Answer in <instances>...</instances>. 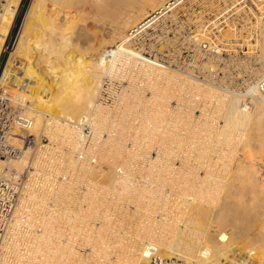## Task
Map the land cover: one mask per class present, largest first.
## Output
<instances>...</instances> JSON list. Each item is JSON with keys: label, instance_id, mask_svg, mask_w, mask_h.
Here are the masks:
<instances>
[{"label": "bare ground", "instance_id": "obj_1", "mask_svg": "<svg viewBox=\"0 0 264 264\" xmlns=\"http://www.w3.org/2000/svg\"><path fill=\"white\" fill-rule=\"evenodd\" d=\"M180 1H29L23 28L1 69L0 83L10 79L11 86H20L29 94L26 112L33 118L32 133L50 131V124L57 123L65 129L67 139L77 145L80 117L85 116L95 130L107 122L109 111L96 103L102 90L100 84L103 76L122 70L134 80L145 77L146 84H143L153 92L150 101L144 103L146 110L141 112L144 118L138 116L144 119L142 136L146 137L148 147L157 148L158 155L148 161L149 171L139 183L129 176L125 162L123 167L111 163L112 167L104 170L99 163L92 165L89 161L74 159L69 150L68 168L63 171L70 172L71 178L75 176V181L87 175H99V192L83 194L86 204L83 208L82 203L77 206L68 199L72 193L66 192L67 183L74 180H67L66 184L42 181L43 184L33 186L29 191L30 203L20 197L13 210L1 243L5 261L13 264H144L156 253L163 258H173L178 264H264V95L255 90V82L264 76V27L255 43L259 65L250 69L251 80L246 91L236 92L190 70L144 57L131 47L130 36L154 21V17L149 18L152 13L161 8L159 13L163 14ZM20 3L21 0H7L0 13V54ZM87 20L93 22L95 29L85 28ZM204 38L202 32L192 37L196 42ZM108 46L113 47L109 52ZM97 51L98 56L93 57ZM131 93L124 94L130 96ZM185 94L194 102L202 100L201 104L210 105L215 99L210 109L215 115L209 113L212 117L206 116V119L209 122L220 119L223 125L218 127L217 122H210L211 125L204 123L205 128L198 124L191 127L188 122L192 115L188 111L177 113L179 127L175 120L173 125L171 119L169 126L173 127L164 125L163 121L170 118L165 115L164 101L172 97L181 101ZM139 99L137 106L142 104ZM246 99L248 101L243 102ZM39 106L44 107L46 114L37 108ZM117 122L112 120L113 129ZM159 130L162 132L155 139ZM175 130L179 132L176 135ZM171 140L173 142L169 143ZM236 149L241 153L235 154ZM27 152V149L21 150L17 156L1 162L6 164L8 177L23 173ZM69 177L67 179H71ZM107 190H111L114 197L117 195V199L112 197L115 200L111 203H105ZM121 196L147 210L142 214L143 224L134 232H118L117 224L124 211L117 202ZM218 209H222L231 222L216 224ZM27 211L31 220L22 228V218ZM209 237L211 240L207 241ZM85 247L89 248L88 252ZM110 255L115 259L111 260Z\"/></svg>", "mask_w": 264, "mask_h": 264}, {"label": "built area", "instance_id": "obj_2", "mask_svg": "<svg viewBox=\"0 0 264 264\" xmlns=\"http://www.w3.org/2000/svg\"><path fill=\"white\" fill-rule=\"evenodd\" d=\"M7 0H0V13ZM160 10L149 18L154 21L130 36L131 47L140 55L154 59L170 67L190 70L193 74L208 79L236 92H245L250 79V69L259 65L256 40L264 27V0H181L174 7ZM148 20V19H147ZM22 18L19 8L2 46V53L15 46L20 34ZM202 32L204 39H192ZM0 54V55H1ZM120 72L104 78L97 101H106L105 95L114 87L117 100ZM9 87L0 83V264H13L2 257L1 243L9 227L16 204L32 184H40L42 179L55 177L49 170L44 175L38 165H32V158L38 153L57 164L66 162L65 149L53 147L45 138L40 144L31 132L33 118L27 114L28 94L20 86ZM113 86V87H112ZM255 90L264 95V76L255 82ZM248 100H243L247 102ZM77 127L80 137L71 150L72 156L81 161L98 163L93 148L92 127L85 116L80 117ZM24 148H30L32 158L25 171L16 177L6 175L7 160L17 156ZM54 155H56L54 157ZM53 162V161H52ZM50 167V166H49ZM24 225V224H23ZM144 264H178L173 258H163L153 253Z\"/></svg>", "mask_w": 264, "mask_h": 264}, {"label": "rangeland", "instance_id": "obj_3", "mask_svg": "<svg viewBox=\"0 0 264 264\" xmlns=\"http://www.w3.org/2000/svg\"><path fill=\"white\" fill-rule=\"evenodd\" d=\"M29 1H31V0H21V3H20V5H19V16H20V19L22 18V22H24V17H25V14L24 13H26V10H27V8H28V5H29ZM21 10V11H20ZM23 14V15H22ZM88 22V23H87ZM85 25V28L86 27H88L87 29H92V27L94 28V25H93V22H91L90 20H87L86 21V23L84 24ZM84 25H81V27L83 26L84 27ZM87 25V26H86ZM23 26V23L21 24V28H20V32H21V30H22V27ZM78 29V26L77 27H75L74 28V30L76 31ZM95 29V28H94ZM74 30H72L73 32H75ZM126 32H127V30H126ZM92 43V42H91ZM95 45H97L96 43H94ZM85 45V44H84ZM95 45H93V46H95ZM92 46V47H93ZM98 46V45H97ZM85 47H88L87 46V44L85 45ZM113 48V47H111V46H108L107 47V52H109L111 49ZM11 51V49H8L7 50V52L6 53H2L1 55H0V72H1V69H2V67H3V64H4V61H5V58L7 57V53H9ZM95 56H98V51L96 52V54L95 55H93V57H95ZM136 66H138L139 67V65H136ZM136 66H133L135 69H137V67ZM75 69H76V71H77V73H79L80 74V70H79V66H76L75 67ZM118 70H116L115 72H114V75L116 74V72H117ZM121 72V74H120V82H121V85L119 86V92L117 93V100L115 101V102H113L112 101V96H115V92H114V87L112 88V89H110V91H109V94H107V95H105V97L107 98L106 99V101H103V102H97V100H96V103H100L99 105H102L103 107H105L108 111H109V113H107V118H106V120L105 121H107V122H104V124L103 125H101V126H99L96 130H95V128H93L92 126V131H93V134H94V136H93V147L94 146H96V144H97V146L96 147H94V151H95V154L97 155V157H98V159H100V162H99V160H98V163L100 164V167L102 168V169H104V170H107L109 167H112V165L113 166H115V165H119V166H122V164L125 162V165H123V166H125V169H126V171H127V173H129V176L134 180V178H135V181H137V182H139V183H141V180L143 179V177L145 176V175H147V173H148V171H149V163L150 162H148V161H150V160H152V159H154V158H156V156L158 155V153H157V148L155 149V146L154 147H148V141H146L147 139H146V137H143L144 136V134H145V131L142 129V127L141 126H143L142 124H144V119L142 120L141 118H144V116H143V114L141 113V112H143V110H146V104H144V103H146L147 101H150V98L153 96V92L151 93V90L147 87V85L145 86V84H146V78L145 77H143V76H139V78L138 77H136L135 78V80L133 79V78H130V77H128V75H127V73H123V71L122 70H120ZM119 72V71H118ZM114 75H112V76H114ZM124 75V76H123ZM112 76H107V75H105V76H103V80H102V82H101V84H100V87L102 88V85H103V82H104V78H106V77H112ZM11 78H13L12 76H11ZM130 78V79H129ZM141 78L142 79H144V80H141ZM140 79V80H139ZM10 80V79H9ZM9 80H7V82H1L2 84H4V85H6V86H8L9 87ZM132 80H133V83H134V85L132 84ZM140 81H141V83H140ZM144 81V82H143ZM136 82V83H135ZM137 82H139V83H137ZM143 83H145V84H143ZM133 85V86H132ZM139 86V87H138ZM134 89H133V88ZM136 87V88H135ZM132 90V91H131ZM135 90H138V92L137 91H135ZM132 93H131V92ZM137 94V95H135V93ZM27 93V92H26ZM124 93H131V95L129 96V95H127V94H124ZM134 93V94H133ZM28 94V93H27ZM29 95V94H28ZM139 95V97H140V99H142V104L144 105V106H142V104H141V106H140V104L137 106V104H135V103H138L137 101V99L139 98H137V96ZM133 96H134V98H133ZM124 97H126V98H124ZM137 99H136V98ZM173 99H169L168 100V102L165 100L164 102H165V104H166V108H165V111H166V113H165V115H166V117H168L169 118V116H170V118L167 120V121H163V122H165L166 124H164V125H166V126H169L170 124H172L171 122H173V125H174V120L176 121L177 120V113L180 111V112H184V113H187V111H188V113L189 114H191L192 115V120H190L189 122H188V124L191 126V127H196V124H198V126L200 127V128H205V124L204 123H206V124H208L209 123V125H211L212 123H215V122H217V123H215L216 125H218V127H221V125H223V122L220 120V119H216V120H214L213 122L212 121H210L211 122V124H210V122H209V119H211V117H212V115H210L209 113H211V114H213L212 112V110H210V109H212V104L214 103V101H215V99H212L210 102H211V104L209 105L208 103H204L205 104V106H207V107H204V104H203V102H202V104L200 103L201 101L199 100V102L198 101H196V102H194V101H192L190 98H191V96L190 95H188V94H185V97H184V99L183 100H178L177 101V98L176 97H172ZM132 99V100H131ZM139 99V101H141ZM176 99V100H175ZM125 100V101H124ZM127 100V101H126ZM132 101V102H131ZM180 101V102H179ZM184 101H186V102H184ZM191 101V102H190ZM164 102H163V104H164ZM189 102V103H188ZM198 102V103H197ZM213 102V103H212ZM191 103H193V105L191 104ZM31 104V103H30ZM159 104V103H158ZM185 104H189V105H185ZM201 104V105H200ZM135 105V106H134ZM159 105H162V102H160V104ZM156 106H158V105H156ZM163 106V105H162ZM162 106H160V107H162ZM203 106V107H202ZM159 107V106H158ZM187 107H192V108H187ZM38 109H41V110H43L44 111V109H42V108H44L43 106H42V108L39 106V107H37ZM201 108V109H200ZM205 108V109H204ZM206 108H208V109H206ZM139 109V110H138ZM142 110V111H141ZM137 111L139 112V113H137ZM208 111H211V112H208ZM45 112V114H46V110L44 111ZM122 112V113H121ZM128 113V114H127ZM133 113V114H132ZM172 114V116H171V114ZM208 115H207V114ZM48 114V113H47ZM137 114V115H136ZM138 114H140V115H142V117L140 118V115L138 116ZM204 114V115H203ZM136 115V116H135ZM175 115V116H174ZM213 115H215V114H213ZM206 116L209 118V119H206ZM45 117V116H44ZM46 117H49V116H46ZM133 117V118H132ZM140 118V119H139ZM172 118H174V119H172ZM206 119V121L205 122H202V119ZM113 119H116L118 122H117V124H118V128H117V124L115 125L116 127L113 129L112 127V120ZM171 119V120H170ZM204 119H203V121H204ZM214 119V118H213ZM51 120V122H52V119H49V121ZM141 120H142V123H141ZM171 122H170V121ZM198 120V121H197ZM200 120V121H199ZM140 121V122H139ZM197 121V122H196ZM42 122V121H41ZM59 122V121H58ZM168 122H170V123H168ZM177 122V121H176ZM175 122V123H176ZM194 122H196V123H194ZM59 123H63V122H59ZM139 123V124H138ZM201 123V124H200ZM54 124V125H53ZM33 125V124H32ZM56 125V126H55ZM173 125H171L172 127H173ZM176 126L178 125V127H179V124H178V122L175 124ZM50 126H52V127H50V128H48V130H50V131H47V130H44L43 132H41V133H32L34 136H35V139H36V141H39L40 142V144H42V143H45V142H43L42 141V139L43 138H45V139H47V140H50L51 141V143H52V145H53V147H56L57 149H63V147L65 148V149H63V151H66L67 153L68 152H70L73 148H72V146H73V144H75L74 143V141H70L69 139H67V133L65 134V132H64V130H63V127L62 126H60L59 124H55V123H51L50 124ZM171 126H169V127H171ZM202 126V127H201ZM161 127V126H160ZM134 128V129H133ZM198 128V127H197ZM136 129H138V130H136ZM159 129H161V128H159ZM137 132H136V131ZM33 131V129L31 128V132ZM46 131H47V133H46ZM99 131V132H98ZM128 131V132H127ZM176 131V133H175V135L176 134H178L179 132H178V130H175ZM49 132H51V136H50V133ZM139 132V133H138ZM162 132V130L160 131H156V136L154 137L155 139H158V136H159V134ZM185 132V131H184ZM203 131H201V133H202ZM144 133V134H143ZM186 133V132H185ZM141 134V135H140ZM173 134H174V132H173ZM143 135V136H142ZM202 136V135H201ZM95 139H96V141H95ZM145 140V141H144ZM141 142V143H140ZM147 142V143H146ZM170 142H173V140H171V141H169V143ZM95 143V144H94ZM117 143V144H116ZM147 144V145H146ZM172 144H174V143H172ZM171 144V145H172ZM170 145V144H169ZM74 146H76V144L74 145ZM103 146V147H102ZM149 148V150H148V148ZM104 147H106V148H104ZM117 147V148H116ZM135 147V149H133ZM95 148H97V150L95 149ZM101 148V149H100ZM238 148V147H237ZM28 150V152H27V154H26V159H25V163H24V171H25V169H26V167L28 166V163L30 162V159L32 158V152H31V150H30V148H24V149H22L23 151L24 150ZM120 151H119V150ZM124 149V150H123ZM131 149V150H130ZM70 150V151H69ZM102 150H103V152H102ZM109 152H108V151ZM116 150V151H115ZM128 150V152H126ZM130 150V151H129ZM135 150H137L136 152H135ZM142 150V151H141ZM144 150V151H143ZM237 151H239L240 152V150H235L234 151V153L235 154H239V152H237ZM120 154H118V153ZM132 152H135V153H132ZM100 153V154H99ZM102 153V154H101ZM131 153V154H130ZM156 153H157V155H156ZM241 153V152H240ZM98 154L102 157V159H101V157H99L98 156ZM114 154H115V156H114ZM128 154V155H127ZM68 155H71L70 153L69 154H67V156H66V160H69V158H70V156H68ZM113 155V156H112ZM141 155V156H140ZM56 155H54V157H55ZM72 156V155H71ZM128 156V157H127ZM149 156V157H148ZM69 157V158H68ZM73 157V156H72ZM107 157V158H106ZM116 157V158H115ZM117 157H118V159H117ZM143 157V158H142ZM74 158V157H73ZM133 158V160H131ZM139 158V159H138ZM142 158V159H141ZM147 158H148V160H147ZM33 160H32V165L34 166V167H36L37 165H38V169L41 171V172H43V174L44 175H48V173L47 172H49V170H53V172L52 173H54L55 174V177H53V179H52V181L48 178V179H42L41 180V182H40V184H32L31 185V187H30V189L28 188H26V191L25 192H23V194L20 196V197H22V198H24L25 200H26V202L29 204L30 203V201H29V198H30V194L31 193H29V191H31L32 189H33V186H35V185H41V184H43V182H46V183H55V182H65V184L67 183V180L68 181H73V182H68L67 183V190H66V192L68 191V193L69 194H71V195H68L69 197H68V199L69 200H71V202L72 203H77L76 205L78 206L79 205V203H82V204H80V206H82L83 208L84 207H86V204H85V202L83 201V196L87 193V192H93V190L94 191H98V190H100V187H99V185H100V182H99V180H100V177H99V175H96L95 174V176H94V174H91V175H87L86 177H82L83 178V180H78L79 178H77V180L75 181V176L73 177V178H71V177H69V175H68V173H70V172H64L63 170L65 169V168H68L67 166H68V163H67V161L65 162L67 165H65V163L63 164H57L56 162V160L54 161L53 159H50V163L48 164V163H45V158H43V156H42V154L40 155L39 153L35 156V157H33L32 158ZM75 159V158H74ZM125 159V160H124ZM128 159V160H127ZM137 159V160H136ZM145 161H144V160ZM127 160V161H126ZM53 161V162H52ZM102 161V162H101ZM123 161V162H122ZM130 161V162H129ZM135 161H136V164H135ZM122 162V163H121ZM130 163V165H132V166H128V164ZM133 162V163H132ZM148 162V163H147ZM178 161H177V159L174 161V164H175V166H177L179 163H177ZM111 163H112V165H111ZM117 163V164H116ZM132 163V164H131ZM115 164V165H114ZM121 164V165H120ZM143 164V165H142ZM177 164V165H176ZM66 167H65V166ZM110 165V166H109ZM136 165V166H135ZM147 165V166H146ZM50 166V167H49ZM122 166V167H123ZM129 169H128V168ZM133 168L132 170H130L131 168ZM140 168V169H139ZM146 169H147V171H146ZM130 170V171H129ZM23 171V172H24ZM70 171H72V170H70ZM146 171V172H145ZM131 172V173H130ZM145 172V173H144ZM133 173V174H132ZM144 173V174H143ZM155 173H159V171L158 172H156V170H155ZM133 175V176H132ZM71 178V179H67V178ZM79 177H80V175H79ZM88 177V178H87ZM93 177H95V178H93ZM81 178V177H80ZM85 178L87 179V181H88V179H89V181H88V183H87V181L85 180ZM94 179V180H93ZM98 180V181H97ZM43 181V182H42ZM92 181V182H91ZM101 181V180H100ZM82 184H81V183ZM90 182V183H89ZM95 182V183H94ZM80 183V184H79ZM68 184H69V187L71 188V190H70V188H68ZM85 184V185H84ZM95 185V186H93V185ZM97 184V185H96ZM84 186V187H83ZM93 187V188H92ZM90 190V191H89ZM71 191V192H70ZM108 192H109V194H107V193H105V197L107 198V200L105 201V203L108 201L109 203H111L112 201H114L113 200V198L112 197H114V195H112V194H110V191L111 190H107ZM99 192V191H98ZM84 194V195H83ZM117 195H115V197L114 198H116L117 199V197H116ZM75 197V198H74ZM125 198V199H124ZM20 199V198H19ZM75 199V200H74ZM110 199H112V200H110ZM74 200V201H73ZM78 201V202H77ZM81 201H83V202H81ZM107 202V203H108ZM117 202H118V204L120 205V206H122L121 208H123L122 210H124L123 212H122V215H121V217L122 218H120L121 219V221H122V223H121V221H120V223H118L117 225H118V232L119 233H124L125 232V230L126 231H129V232H134L135 230H137V229H139L140 228V225H142L143 224V222H141V220L143 219L142 217L144 216V215H142V214H144L145 212H147V210H145L143 207L141 208L140 206H138L133 200H129L128 198H126L125 196H121V198H118V200H117ZM137 207V208H136ZM27 213V215H25L23 218H22V220H23V222H22V228L23 227H25V225L28 223L27 221L29 220H31L30 218H29V211H27L26 212ZM139 214H141V215H139ZM136 215V216H135ZM141 216V218L139 217V216ZM120 216V215H119ZM130 216H135L134 217V219H131L130 218ZM138 217V218H137ZM215 218H216V220H215V222H216V224L217 223H220V224H223V223H229V222H231V220L230 219H226L225 218V215H224V212H223V210L222 209H218L217 210V212H216V216H215ZM130 219V220H129ZM135 221L134 223H131V222H129V221ZM25 221V222H24ZM95 222H97V220L95 221ZM126 222H129L130 224H126ZM139 223V224H138ZM123 224H125V225H123ZM128 227V228H127ZM131 227V228H130ZM136 228V229H135ZM208 236V235H207ZM235 236V235H234ZM208 240L207 241H210L211 240V238L209 237V238H207ZM2 245V244H1ZM84 250L86 251V252H88L89 251V248L88 247H85L84 248ZM110 257H111V260H113V259H115V256L114 255H110Z\"/></svg>", "mask_w": 264, "mask_h": 264}]
</instances>
